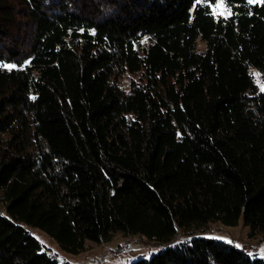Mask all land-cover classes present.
Masks as SVG:
<instances>
[{
	"label": "trees",
	"instance_id": "16d2710c",
	"mask_svg": "<svg viewBox=\"0 0 264 264\" xmlns=\"http://www.w3.org/2000/svg\"><path fill=\"white\" fill-rule=\"evenodd\" d=\"M216 1L0 0V264H62L28 226L71 254L241 216L264 238V0ZM238 246L130 264H264Z\"/></svg>",
	"mask_w": 264,
	"mask_h": 264
},
{
	"label": "rangeland",
	"instance_id": "374dc122",
	"mask_svg": "<svg viewBox=\"0 0 264 264\" xmlns=\"http://www.w3.org/2000/svg\"><path fill=\"white\" fill-rule=\"evenodd\" d=\"M213 13L217 15L230 14V8L224 0H217L211 5ZM203 44L199 41V46ZM198 46V47H199ZM2 66L13 65L9 63H2ZM10 68V67H8ZM253 80L257 83L260 90H264V83L261 78L260 71L256 67H250ZM138 74L123 72L119 77V84L122 88L127 90L133 80H137ZM33 233L40 239V241L47 245L51 252L60 260V263L65 264L71 262L72 264H130L132 260L140 257H151L152 254L158 253L167 245H174L176 243L188 240L193 236H206L211 238H219L226 241H234L240 247L248 249L253 256L264 257V238L263 234L256 237H249L247 234L248 227L243 223L241 216L235 225H224L220 221L208 222L202 227H194L192 229L183 230L178 229L173 240L170 242H155L142 235H125L121 231H117L113 237L103 243H96L93 241H86V250L77 254L66 252L56 241L44 231L37 227H29Z\"/></svg>",
	"mask_w": 264,
	"mask_h": 264
},
{
	"label": "snow or ice",
	"instance_id": "6c2138e0",
	"mask_svg": "<svg viewBox=\"0 0 264 264\" xmlns=\"http://www.w3.org/2000/svg\"><path fill=\"white\" fill-rule=\"evenodd\" d=\"M257 2H260V0H249V3H257ZM5 66L6 67H15V65H5Z\"/></svg>",
	"mask_w": 264,
	"mask_h": 264
}]
</instances>
